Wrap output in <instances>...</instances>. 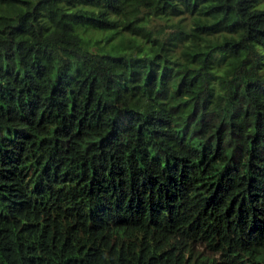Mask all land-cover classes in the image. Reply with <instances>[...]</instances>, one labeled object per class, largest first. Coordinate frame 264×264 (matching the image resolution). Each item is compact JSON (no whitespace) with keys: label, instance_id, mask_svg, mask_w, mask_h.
Wrapping results in <instances>:
<instances>
[{"label":"trees","instance_id":"obj_1","mask_svg":"<svg viewBox=\"0 0 264 264\" xmlns=\"http://www.w3.org/2000/svg\"><path fill=\"white\" fill-rule=\"evenodd\" d=\"M0 264H264V0H0Z\"/></svg>","mask_w":264,"mask_h":264}]
</instances>
